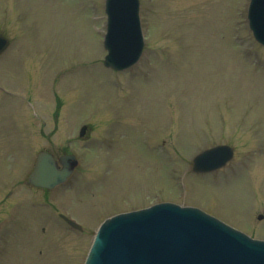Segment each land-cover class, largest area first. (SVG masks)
<instances>
[{"label": "rangeland", "instance_id": "1", "mask_svg": "<svg viewBox=\"0 0 264 264\" xmlns=\"http://www.w3.org/2000/svg\"><path fill=\"white\" fill-rule=\"evenodd\" d=\"M247 2L141 0L146 52L115 72L102 63L103 0H0V29L13 36L0 59V264H83L102 218L160 199L205 206L264 238V47ZM37 113L55 123L50 150L77 153L79 168L48 198L16 186L7 199L47 144L39 123L19 136ZM228 141L226 167L191 171L197 152Z\"/></svg>", "mask_w": 264, "mask_h": 264}, {"label": "water", "instance_id": "2", "mask_svg": "<svg viewBox=\"0 0 264 264\" xmlns=\"http://www.w3.org/2000/svg\"><path fill=\"white\" fill-rule=\"evenodd\" d=\"M106 12L104 63L121 69L138 58L143 46L138 0H106ZM248 17L255 37L264 44V0L251 1ZM7 43L0 35V51ZM229 157L226 147H215L195 158L194 169H212ZM47 158L37 163L30 180L50 187L68 168L58 171ZM85 264H264V241L195 208L165 203L106 219Z\"/></svg>", "mask_w": 264, "mask_h": 264}]
</instances>
